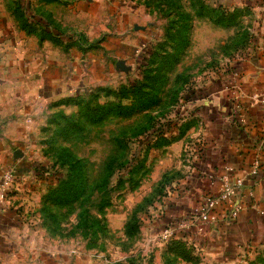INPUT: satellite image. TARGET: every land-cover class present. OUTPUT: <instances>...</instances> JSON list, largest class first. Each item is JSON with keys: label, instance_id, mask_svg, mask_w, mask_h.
<instances>
[{"label": "rangeland", "instance_id": "rangeland-1", "mask_svg": "<svg viewBox=\"0 0 264 264\" xmlns=\"http://www.w3.org/2000/svg\"><path fill=\"white\" fill-rule=\"evenodd\" d=\"M131 1L109 0L116 3L113 22H124L119 2ZM76 2L32 0V11L26 13L40 22L29 31L20 17L26 3L0 0V111L9 105L33 107L23 113L30 126L34 170L66 175L62 155L67 160L74 156L85 163L88 178L84 198L66 207L47 199L54 180L33 174L19 188V202L30 206L22 207L23 218L42 232V243L29 248L26 264H264V253L239 262L202 255L188 242L174 239L176 234L165 240L168 227L156 225L170 198L184 186L204 134L195 110L186 112L187 107L203 86L249 58L261 39L257 30L263 11L248 8L250 0H135L146 4V20L139 19L145 29L114 25L103 33L97 25L88 26L91 21ZM183 24L185 36L178 37L179 30L185 31ZM44 30L73 40H42ZM115 30L118 37L108 36ZM128 38L133 51L124 43ZM59 60L62 66L55 65ZM122 90L130 91V97L121 99ZM41 93L48 95V104L24 96ZM94 93L102 105L121 102L129 111L59 134L61 117L78 115V103ZM108 167L112 177L105 181ZM12 184L6 198L15 193ZM104 200L109 205L100 210ZM86 210L106 224L96 237L83 233L90 222ZM176 241L185 244L189 261L169 254ZM52 247L50 257L41 253Z\"/></svg>", "mask_w": 264, "mask_h": 264}, {"label": "crops", "instance_id": "crops-1", "mask_svg": "<svg viewBox=\"0 0 264 264\" xmlns=\"http://www.w3.org/2000/svg\"><path fill=\"white\" fill-rule=\"evenodd\" d=\"M49 1L53 0H46L47 3ZM26 2L31 4L32 0ZM134 2L132 0L131 5L119 2L124 18L121 24L112 20L115 2L112 4L109 0H77L76 4L79 6L78 10L91 21L88 26L97 25V29L104 33L109 26L114 25H130L129 28L133 27L135 30L145 29V22L142 23L139 19L146 20V10L143 8L146 4ZM259 9L263 11L264 18V7ZM106 19H109L108 22H105ZM262 24L257 30L261 39H256L257 43L249 58L237 63L225 77L213 79L214 81L203 86L199 92L200 97L187 107L186 112L194 109V115L200 120L204 132L202 141L199 142L201 145L199 144L184 186L178 188L170 198V205L163 211L161 219L158 217L159 220H156L159 229L171 227L175 230L174 239H182L193 245L200 254L219 261L239 262L245 258V251L248 258L264 253V108L251 101L252 96L264 93V22ZM108 36L116 38L119 34L115 30L113 35ZM124 43L131 51L134 50L129 38ZM107 44L113 47L110 49L116 46L111 41ZM55 65L62 66L63 62ZM24 96L29 98V102L40 99L41 105L48 104L49 100L45 93H41L42 97L36 94ZM234 96H238V100H234ZM30 108L33 107L21 105L17 108L9 105L3 110L5 112L0 111L1 119L4 118L0 121V192L7 170H13L16 180V185L12 184L15 193L4 200L0 198V264H26L30 249L42 243L38 239L42 232L31 226L27 217L23 218L25 208L22 207L27 206L19 202L22 188L34 176L29 141L30 126L23 113V110ZM47 110L48 105L46 113ZM260 146V168L253 174L252 168ZM240 179L244 181V187L233 202H241L243 209L236 219H223L215 227L207 228L203 234L180 226L206 197L219 196L221 189L232 186ZM232 207V204L223 203L217 207V212L226 216L232 211ZM52 251L53 247L46 248L41 253L50 257Z\"/></svg>", "mask_w": 264, "mask_h": 264}, {"label": "trees", "instance_id": "trees-1", "mask_svg": "<svg viewBox=\"0 0 264 264\" xmlns=\"http://www.w3.org/2000/svg\"><path fill=\"white\" fill-rule=\"evenodd\" d=\"M26 3V10L20 14V17L23 18L21 19L22 21V28L25 30L29 31H35L36 27L39 26L40 21L32 20L31 18L28 17L27 13L29 14L30 11H32L30 7V3H27L26 0H21V2ZM249 1V0H248ZM252 6L254 7H264V0H260L259 2L256 1H251L248 6V8H251ZM24 7V6H23ZM22 8V7H21ZM27 12V13H26ZM42 26V23H41ZM40 26V27H41ZM182 29L185 30V24L182 25ZM47 28V27H46ZM58 33L60 34L61 32L56 29ZM186 33V30L183 32L182 30H179L178 32V37L182 36L184 37ZM42 40H49L54 43H60L62 41H69L72 42L73 38L65 36V35H55L53 33H50L47 30H44V32H41L40 34ZM66 37V38H62ZM185 39V38H183ZM76 43V42H75ZM109 94L113 93L111 90H108ZM125 92V96H119L121 99L123 97H130L127 90H122V94ZM120 95V93H119ZM135 91H134V96H135ZM200 96L198 95L197 97H194L193 100L199 98ZM98 98V95L92 94L84 101H80L78 105L81 107L79 108L80 111L78 112V115L71 116V117H61L62 122H58L59 124L56 125L57 132L59 134H68L69 131H76L80 130V128H83V123H86L91 125L96 122H101L106 120L107 118L115 115V116H122L123 111L124 113L129 111L125 106H122L121 102L119 103H112V102H106L103 105L96 100ZM76 100V101H79ZM192 100V101H193ZM73 101V99H68L67 102ZM74 100V102L76 103ZM191 101V102H192ZM77 105V104H76ZM59 119V117H58ZM65 154L66 152L63 151ZM69 156V155H67ZM64 159V160H62ZM61 159V167L66 169V175L62 174L57 176V174L54 173H49L45 169L39 168L34 170V175L41 178L45 179H51L54 180V183H56V186L51 188L48 192L47 199L48 201L54 202L56 204H59L60 206H70L71 204H74L75 202L79 201L80 199L84 198L85 191L87 190L86 187L88 185V178H87V173H86V165L85 163L78 159L75 158L74 156H71L69 160L65 159L64 156L62 155ZM108 173L105 177V181H107L110 177H112V168L108 167ZM109 205V202H101L98 207L100 210H103L105 207ZM90 210V209H89ZM86 210L85 217H88L90 219V222L87 224L88 226L84 227L83 232L84 235L88 237H96L98 233L102 232L104 226L106 225L103 223V219H99L97 217H94V215L90 214V211ZM88 213V214H87ZM169 254H173L176 257L183 258L185 260H190V253L187 250L185 244L181 241H176L170 244L169 248ZM245 258L248 257L247 251H245Z\"/></svg>", "mask_w": 264, "mask_h": 264}, {"label": "built area", "instance_id": "built-area-1", "mask_svg": "<svg viewBox=\"0 0 264 264\" xmlns=\"http://www.w3.org/2000/svg\"><path fill=\"white\" fill-rule=\"evenodd\" d=\"M234 100H238V96H234ZM252 103L255 105L262 106L264 108V93H259L252 96ZM246 119V118H245ZM246 121V120H245ZM264 143V136L262 138V144ZM262 146V145H261ZM257 150L258 156L252 168V173L256 174L257 170L260 168V153H262V147ZM15 180L13 170H7L3 178V186L0 192V198L4 200L10 190L11 184ZM244 187L243 180H237L232 186H226L221 189V194L219 196H208L203 202L192 212L191 215L187 216L181 223L180 226L184 229H192L197 231L199 234L206 232L207 228L215 227L220 221H229L231 219H236L238 214L242 211L243 206L240 203L236 204L234 199L237 197L238 192ZM223 203L232 204V211L228 215L222 216L217 212V207ZM224 219V220H223ZM175 234V230L171 227L165 229L163 233V238L165 240L171 238Z\"/></svg>", "mask_w": 264, "mask_h": 264}]
</instances>
